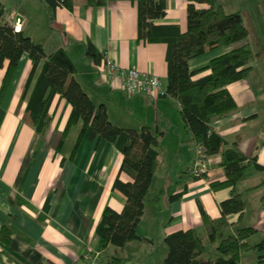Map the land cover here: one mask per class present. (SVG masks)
I'll return each mask as SVG.
<instances>
[{
	"label": "crops",
	"instance_id": "obj_1",
	"mask_svg": "<svg viewBox=\"0 0 264 264\" xmlns=\"http://www.w3.org/2000/svg\"><path fill=\"white\" fill-rule=\"evenodd\" d=\"M217 1L228 12L241 11L249 31L246 41L252 51L257 48L264 54V0ZM2 2L6 20L15 14L20 19L19 30L23 28L43 43L47 52L60 47L68 50L77 67L75 78L95 104L106 105L112 122L134 128L150 125L157 131L159 161L139 223L141 237L129 241L121 252L115 245H109L104 249L108 261L113 256L129 257L128 247L138 245L136 241L154 244L157 237L163 243L165 234L178 229L195 228L202 237L206 251L197 264H211L219 255L218 241L235 233L238 226L257 229L247 237L249 245L264 238V168L254 163L247 167L245 176L236 185V191L245 199V210L242 215L229 214V220L235 224L221 230L217 240L212 241L203 223L201 207L212 217H219L220 202L232 194L231 186L211 185L212 180L226 178L222 154L207 156L205 177L195 178L186 172L198 145L184 125L180 101L167 92L157 98L129 94L122 87H113L99 71V62L108 55L122 66L155 72L167 91L168 44L139 40L137 1L107 0L94 5L87 4V0H73L72 8L57 6L53 18L43 0L30 5L22 1V9L18 5L10 7L6 0ZM15 2L19 4V0ZM188 3L189 0H168L166 15L154 22L179 24L181 31H186ZM90 42L102 54L100 61L87 54ZM240 43L191 57L189 66L193 70L202 68L213 57ZM84 53L86 57L82 58ZM7 64L5 60L0 66V92ZM31 68L32 59L25 52L10 83L0 94V264H73L87 247H99L96 231L105 207L121 211L126 203L124 193L113 188L124 154L106 138L97 135L90 138L86 134L80 137L82 119L70 126L59 146L72 109L60 93L55 94L49 107L52 116L49 126L43 132L38 131L25 117L27 98L22 99ZM209 71H200L194 78ZM253 73L252 66L246 77L227 85L237 108L212 116L210 124L264 166V61L258 76ZM261 76L262 81L258 80ZM161 191L160 208L155 209L152 196ZM176 193L180 195L171 198ZM5 230L8 237L3 236ZM209 243L214 249L211 254ZM166 251L164 245V258ZM262 254L263 251L252 247L244 249L241 264H264Z\"/></svg>",
	"mask_w": 264,
	"mask_h": 264
},
{
	"label": "trees",
	"instance_id": "obj_2",
	"mask_svg": "<svg viewBox=\"0 0 264 264\" xmlns=\"http://www.w3.org/2000/svg\"><path fill=\"white\" fill-rule=\"evenodd\" d=\"M53 18L57 6L73 7V0H43ZM107 0H87V4H102ZM138 3L139 40L163 41L168 44V87L167 93L175 96L181 104L184 125L195 138L197 145L208 156L222 154V165L226 178L211 181L213 188L232 187L230 197L220 202L221 216L212 217L203 207L201 213L205 229L212 241L218 233L235 223L229 214L242 215L246 207L243 196L236 191L237 183L245 176L247 167L254 163L263 165L256 157L245 154L236 142L230 143L215 131L211 124L214 115L226 114L237 108V102L227 85L246 77L251 68L253 51L246 41L249 35L240 10L226 11L217 0H189L188 27L181 31L179 24H157L155 18L166 15L168 0H133ZM206 3L207 6H198ZM5 6L0 0V66L8 60L1 86L2 94L10 83L22 55L27 52L32 59V68L22 94L27 98L25 117L40 132L49 126L52 116L49 107L56 93H60L72 105L62 132L59 146L66 138L70 126L83 120L80 137L84 134L106 138L124 154L113 188L121 190L126 203L121 211L106 206L97 226L99 248L109 245L124 248L132 240L139 239V223L145 212L146 200L151 191L154 172L159 161L157 131L150 125L141 128L124 127L112 122L104 103L95 104L81 83L75 78L77 71L74 60L64 47L47 52L43 43L36 41L23 28L16 30L5 18ZM241 42V43H240ZM229 51L213 57L199 69H191L189 59L210 49L223 45L237 44ZM87 54L100 61L102 54L90 42ZM42 64V65H41ZM41 69L37 72L39 66ZM210 71L200 77V71ZM80 139V138H79ZM129 179H126L124 175ZM203 172L195 178L205 177ZM162 191L152 196L154 208L159 209ZM180 193L171 195V198ZM264 200V196H263ZM257 231L253 226H238L235 233L222 237L217 243L219 255L211 264H241V254L250 247L263 251L264 238L249 245L247 237ZM8 237V231H3ZM167 246L165 264H197L206 251V245L195 228L178 229L165 234ZM121 257L113 256L108 264H121Z\"/></svg>",
	"mask_w": 264,
	"mask_h": 264
},
{
	"label": "built area",
	"instance_id": "obj_3",
	"mask_svg": "<svg viewBox=\"0 0 264 264\" xmlns=\"http://www.w3.org/2000/svg\"><path fill=\"white\" fill-rule=\"evenodd\" d=\"M16 30H19V21L15 14L8 20ZM98 69L113 87H122L129 94H143L150 97H159L166 91L161 85L158 74L152 71L141 70L137 67H125L111 56L104 55L98 64ZM207 155L198 145L193 162L187 166L186 172L192 176H199L207 170ZM73 264H108L105 250L89 246Z\"/></svg>",
	"mask_w": 264,
	"mask_h": 264
},
{
	"label": "rangeland",
	"instance_id": "obj_4",
	"mask_svg": "<svg viewBox=\"0 0 264 264\" xmlns=\"http://www.w3.org/2000/svg\"><path fill=\"white\" fill-rule=\"evenodd\" d=\"M10 7L18 5L20 9H22L21 2L30 5L34 1L40 0H19V4H16L15 0H6ZM25 1V2H24ZM25 7V5L23 6ZM86 57L85 53L82 55V58ZM264 61V54L261 49L255 48L253 51V58L251 60V65L254 67V75L258 76L259 68ZM258 80L262 81V76ZM255 80V81H258ZM138 245L136 246H129V257L123 258L122 264H165L164 262V239L163 243L160 239L156 237V242L154 244L147 242V241H136ZM124 248H118L119 252L124 251ZM213 247L210 245L208 246V254L212 253ZM124 255V254H122Z\"/></svg>",
	"mask_w": 264,
	"mask_h": 264
}]
</instances>
